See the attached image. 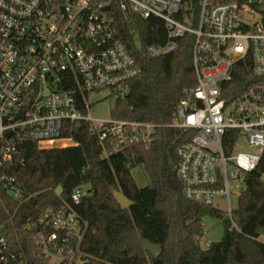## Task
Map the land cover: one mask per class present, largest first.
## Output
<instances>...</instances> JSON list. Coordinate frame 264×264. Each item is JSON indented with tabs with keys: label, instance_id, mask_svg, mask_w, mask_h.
Returning a JSON list of instances; mask_svg holds the SVG:
<instances>
[{
	"label": "built area",
	"instance_id": "built-area-1",
	"mask_svg": "<svg viewBox=\"0 0 264 264\" xmlns=\"http://www.w3.org/2000/svg\"><path fill=\"white\" fill-rule=\"evenodd\" d=\"M115 7L163 20L166 41L148 45L150 57L193 36L196 83L166 124L180 135L176 179L186 200L215 208L222 199L231 218V193L242 191L233 186L241 179L244 189V173L257 168L264 151V0H0L2 161L24 140L43 149L77 146L83 126L96 137L102 159L153 140L159 124L92 113L91 93L109 91L115 102L140 70L118 36ZM241 140L250 151H236ZM1 178L20 199L15 178ZM89 194L88 184L76 186L61 207L29 225L49 264L90 263L80 249L87 221L74 208ZM231 228L238 230L234 222ZM256 240L264 243V233ZM0 264L33 263L11 251L0 233Z\"/></svg>",
	"mask_w": 264,
	"mask_h": 264
},
{
	"label": "trees",
	"instance_id": "trees-1",
	"mask_svg": "<svg viewBox=\"0 0 264 264\" xmlns=\"http://www.w3.org/2000/svg\"><path fill=\"white\" fill-rule=\"evenodd\" d=\"M113 15L118 36L127 43L140 70L128 81L127 94L114 102L111 113L160 127L150 143L132 145L105 159L100 157L96 137L85 126L77 136V146L43 149L33 140H24L9 160L0 157V233L6 235L9 249L33 264H49L29 225L47 209L61 207L73 188L88 184L90 194L74 208L87 221L80 249L91 257L89 264H264V243L256 240L264 233V151L257 168L244 173V189L231 218L186 200L175 169L180 135L166 124L177 102L196 83L194 38H179L175 51L153 58L146 47L166 41L163 20L124 14L117 7ZM139 164L148 173L147 186L139 187L131 175ZM3 175L15 178L20 199L9 194ZM58 186L61 195L55 193ZM114 190L129 198L131 206L122 209ZM206 215L220 220L223 235L203 248L199 240ZM232 222L238 230L231 228ZM141 237L161 248L158 258L142 248Z\"/></svg>",
	"mask_w": 264,
	"mask_h": 264
},
{
	"label": "rangeland",
	"instance_id": "rangeland-1",
	"mask_svg": "<svg viewBox=\"0 0 264 264\" xmlns=\"http://www.w3.org/2000/svg\"><path fill=\"white\" fill-rule=\"evenodd\" d=\"M136 43L139 44V40H136ZM109 91L103 90L100 92L91 93L89 96V102L92 106V113L100 118H108L112 115L111 108L113 106L114 100L108 96ZM250 151V148L245 144L243 140L239 142L238 148L236 151ZM231 165L228 164V170H231ZM131 175L135 180L136 184L139 187L147 186L150 184V179L148 173L146 172L142 164L137 165L131 170ZM241 178V175H240ZM234 190L241 191L243 190V184L241 179L237 180L234 184ZM238 194L232 192L230 196V202L233 208L236 207ZM225 203L222 199L217 200L215 203V208H217L222 214L226 211ZM202 224L204 225V234L200 237L199 244L201 247H205L206 244L218 241L223 235V224L220 220L214 216L206 215L202 218Z\"/></svg>",
	"mask_w": 264,
	"mask_h": 264
},
{
	"label": "water",
	"instance_id": "water-1",
	"mask_svg": "<svg viewBox=\"0 0 264 264\" xmlns=\"http://www.w3.org/2000/svg\"><path fill=\"white\" fill-rule=\"evenodd\" d=\"M76 99H77L78 108H81L83 103H82V99H81V96L79 93L76 94ZM9 135H10V133H7L5 136L8 138ZM55 193L57 195H61L62 188L60 186H58L55 189ZM113 196L122 209H127L132 204V201L129 198H127L122 192H120L118 190L113 191ZM140 242H141L142 248L144 250L148 251L153 258L156 259L159 257V255L161 254V248L158 245L153 244L151 241H149L148 239L143 238V237L140 238Z\"/></svg>",
	"mask_w": 264,
	"mask_h": 264
}]
</instances>
